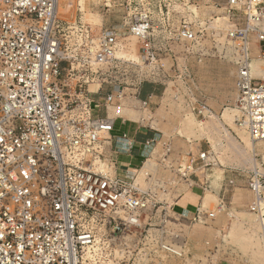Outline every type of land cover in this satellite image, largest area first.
<instances>
[{"label": "built area", "instance_id": "1", "mask_svg": "<svg viewBox=\"0 0 264 264\" xmlns=\"http://www.w3.org/2000/svg\"><path fill=\"white\" fill-rule=\"evenodd\" d=\"M62 1L0 0V264H161L159 252L181 257L162 235L144 230V215L156 207L188 221L211 214L202 205L177 213L169 200L158 199L155 186L141 187L139 173L155 147L164 150L162 164L172 150L171 137L159 131L143 141V166L119 170L117 155L135 143L126 131L114 135L117 120L129 122L122 113L129 82L109 81L108 73L132 68V60L119 55L132 35L140 42V67L171 70L158 59L164 54L177 60L178 77L191 76L169 51L183 43L191 52L199 34L218 27L195 11H180L175 0H126L119 25L100 26L61 19ZM224 2L233 20L227 38L236 53L237 122L258 142L264 140V74L255 75L253 65L264 61V0ZM211 36L217 42L219 33ZM142 76L128 96L147 110L154 92L143 96ZM194 108L199 115L211 112L206 105ZM208 154H191L177 170L189 186L196 171L210 165ZM250 188L251 210L263 217L258 169Z\"/></svg>", "mask_w": 264, "mask_h": 264}, {"label": "rangeland", "instance_id": "2", "mask_svg": "<svg viewBox=\"0 0 264 264\" xmlns=\"http://www.w3.org/2000/svg\"><path fill=\"white\" fill-rule=\"evenodd\" d=\"M125 1L74 0L72 6L68 7L66 0L59 15L67 21L82 19L97 26L119 25L126 14ZM174 5L186 13L195 11L199 20L211 21L212 27H218V30L204 31L203 37L199 34V43L192 47L191 52L185 51L183 43H175L169 51L181 63H185L191 76L178 77L177 60L164 54L159 55L158 59H163L159 62L171 66V70L161 73L158 65L148 69L140 67V42L130 35L123 40L119 55L130 58L132 68L128 73L124 69L118 72L110 70L109 81L124 83L125 86L129 82L128 98L122 112L129 123L134 120L148 125L155 118L159 119L161 124L155 127L166 138L188 140L192 145L189 148L195 155L209 153L210 165L198 175L202 177L206 174L211 180L207 182L202 204L211 215L203 221H188L167 207H161L158 211L156 207L144 215V220L145 216L148 217L143 228L145 231L159 233L165 241L184 252L181 257L159 252L156 262L161 264H264V201L261 217L251 210L256 198L250 188L251 173L256 169L264 173V142H254L237 122V69L232 61L236 53L233 41L227 38L228 30L233 27V20L228 17L224 0H175ZM212 32L219 33L217 42L212 40ZM221 52H228L229 56L224 57ZM254 64L264 70V61L257 59ZM151 72H156L155 76ZM140 76L146 83L153 85L152 92L158 89L163 96L161 103H153L147 110L140 107L134 95L128 96L134 92L133 88ZM96 88L97 85H91V89ZM204 105L211 112L199 115L194 107ZM232 108L236 111L233 125L226 124L231 131V137H228L225 131H221L217 118L222 119L223 112ZM142 118H145L144 122H141ZM207 124L210 125L209 128ZM134 129L135 127L118 121L114 133L121 134L125 130L134 133ZM239 133L254 144L261 145V149L256 152H240ZM188 160L189 155L178 160L175 172L161 169L152 159L140 171L138 181L144 189L155 186L158 199H167L172 204L180 195L189 193L190 186L177 172L188 165ZM119 168L123 170L122 165ZM148 173L152 176L146 180ZM216 189H222V194L218 195ZM206 197L208 200H205Z\"/></svg>", "mask_w": 264, "mask_h": 264}, {"label": "crops", "instance_id": "3", "mask_svg": "<svg viewBox=\"0 0 264 264\" xmlns=\"http://www.w3.org/2000/svg\"><path fill=\"white\" fill-rule=\"evenodd\" d=\"M153 86V85H152ZM152 98V104L156 103L159 104L163 101V96H161L160 91L158 89H156ZM158 110V109H157ZM120 120H117V122ZM116 122V123H117ZM161 121L159 119H154L152 121L149 122V124L147 125L146 123L140 124V125H136L133 122H128L127 125H131L133 127H135L134 129V133H130L128 130V133L130 134V137H132L135 140V143L133 145V149L131 150V152H123L120 153L119 155H117L118 161H119V166L122 165L123 166V170L119 168L120 171H124V170H132V169H138L143 161L144 158L140 155L141 150L143 149L144 146V142L146 139H149L153 136V134L155 133V131H157V127H155L157 124H161ZM122 123V121H121ZM155 124V125H154ZM116 127V126H115ZM114 135H119L117 133H114ZM164 138L167 139L164 135ZM170 138V137H168ZM124 145V143H122L121 141L117 144L118 147H120V149H122V146ZM191 145V142H189L188 140H183V141H176L174 140L173 137H171V153L168 154V157L166 158V163L162 164L159 163L158 160H160L162 158V156L164 155V150L162 148V146L160 144H158L155 147V150L153 152V154L151 155L152 157L149 159L150 160H155L159 167L161 169H170L171 170V166H176V164H178V160H181V158L185 155H191L193 154L194 156H198L195 155V153L189 148ZM179 154V155H177ZM183 154V155H182ZM204 171V168H200L196 171V175L193 177V181H194V185H192V187L190 186L189 188V193L188 194H182L180 195L177 199H175V201H173V206H174V210L177 213H181L183 210H189L191 212H195V209L197 207H199L200 205L203 204V199L205 198L204 196V192L206 191V188L208 187L207 182L211 181L208 177V175L205 174V176L200 177V173L202 174ZM200 172V173H199ZM199 174V175H198ZM244 184V181L241 180ZM216 193L218 195L222 194V189H216ZM166 200V199H164Z\"/></svg>", "mask_w": 264, "mask_h": 264}, {"label": "bare ground", "instance_id": "4", "mask_svg": "<svg viewBox=\"0 0 264 264\" xmlns=\"http://www.w3.org/2000/svg\"><path fill=\"white\" fill-rule=\"evenodd\" d=\"M66 0H63L61 5H60V11L64 9V3H65ZM74 0H67V5L68 7L72 6ZM69 9V8H67ZM66 11V10H65ZM253 73L255 75H262L264 74V70L260 68V66H258L257 64H254L253 65ZM235 109H230V110H227L225 112H223L224 114L222 115V119L219 117L217 118L219 124H220V127H221V131H225V134L228 136V137H231V131L229 130V128L226 126V124H232L234 123V116H235ZM213 116V115H212ZM211 116V117H212ZM216 117V116H215ZM131 122L133 123H136V124H139V121H134V120H131ZM212 122V121H211ZM211 124V123H210ZM138 126V125H137ZM208 128L210 125H206ZM214 126V125H213ZM126 131V130H125ZM128 135H130L128 133V131H126ZM239 136H240V139H241V142H240V146H239V151L240 152H248V151H252V152H256L259 148L261 149V145H258V144H254L251 140H249V138H247L245 135L243 134H240L239 133ZM254 141V140H253ZM255 142V141H254ZM258 142H264V140H260ZM238 147V146H237ZM237 194V193H236ZM205 200H208V198L206 197Z\"/></svg>", "mask_w": 264, "mask_h": 264}, {"label": "trees", "instance_id": "5", "mask_svg": "<svg viewBox=\"0 0 264 264\" xmlns=\"http://www.w3.org/2000/svg\"><path fill=\"white\" fill-rule=\"evenodd\" d=\"M152 84H150V83H145L144 84V87H143V90H142V94H143V96L145 95V94H147L148 92H152L151 90H152Z\"/></svg>", "mask_w": 264, "mask_h": 264}]
</instances>
